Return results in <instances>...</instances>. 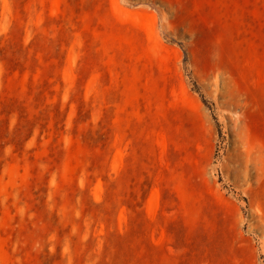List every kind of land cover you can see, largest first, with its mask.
I'll list each match as a JSON object with an SVG mask.
<instances>
[{"label":"rangeland","instance_id":"rangeland-1","mask_svg":"<svg viewBox=\"0 0 264 264\" xmlns=\"http://www.w3.org/2000/svg\"><path fill=\"white\" fill-rule=\"evenodd\" d=\"M264 0H0V264H263Z\"/></svg>","mask_w":264,"mask_h":264},{"label":"built area","instance_id":"built-area-1","mask_svg":"<svg viewBox=\"0 0 264 264\" xmlns=\"http://www.w3.org/2000/svg\"><path fill=\"white\" fill-rule=\"evenodd\" d=\"M264 264V263H263Z\"/></svg>","mask_w":264,"mask_h":264}]
</instances>
